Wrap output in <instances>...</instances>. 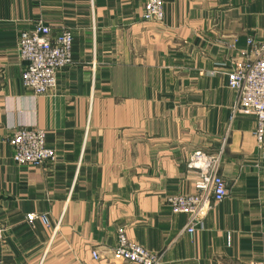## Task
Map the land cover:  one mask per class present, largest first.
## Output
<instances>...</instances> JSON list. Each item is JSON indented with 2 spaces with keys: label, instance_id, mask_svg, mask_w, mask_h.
<instances>
[{
  "label": "crops",
  "instance_id": "obj_1",
  "mask_svg": "<svg viewBox=\"0 0 264 264\" xmlns=\"http://www.w3.org/2000/svg\"><path fill=\"white\" fill-rule=\"evenodd\" d=\"M163 1L157 24L146 0H0V264H138L113 255L120 227L161 264L264 260V143L255 116L230 119L226 74L249 37L264 41V0ZM39 20L74 44L56 89L37 95L18 41ZM20 127L45 130L55 160L16 163ZM197 150L221 154L228 194L189 233L166 199L195 190Z\"/></svg>",
  "mask_w": 264,
  "mask_h": 264
},
{
  "label": "built area",
  "instance_id": "obj_2",
  "mask_svg": "<svg viewBox=\"0 0 264 264\" xmlns=\"http://www.w3.org/2000/svg\"><path fill=\"white\" fill-rule=\"evenodd\" d=\"M143 18L157 24L164 20V1L146 0ZM249 51L227 71L228 87L236 93L231 107L230 119L238 114L253 115L256 118L255 137L257 143H264V41L247 40ZM74 36L70 29H63L55 35L52 27L43 20L37 21L31 29L21 31L18 53L24 62L21 80L24 87L35 94L54 91L62 69L73 62ZM14 148L13 159L22 165L40 166L53 162L56 151L46 142L45 130L38 127H20L8 138ZM221 154H209L202 150L192 153L186 163L196 172L194 191L189 194L167 197L173 212L189 215L187 232L193 233L204 225V219L215 203L222 201L228 194L227 183L220 174ZM40 219L50 225L47 214L29 213L27 220ZM60 222V221H59ZM58 222L56 228L60 224ZM5 241V228L0 225V246ZM113 255L124 262L138 264H161L162 254L148 251L142 245L128 238L125 227L117 230V244ZM92 258L100 260L97 250ZM86 264V263H79ZM264 264V260L257 263Z\"/></svg>",
  "mask_w": 264,
  "mask_h": 264
}]
</instances>
